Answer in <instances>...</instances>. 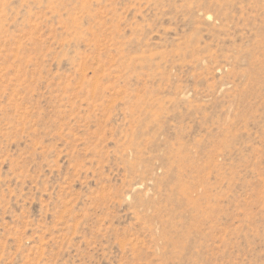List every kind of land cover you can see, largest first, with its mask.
Listing matches in <instances>:
<instances>
[{
    "label": "rangeland",
    "instance_id": "374dc122",
    "mask_svg": "<svg viewBox=\"0 0 264 264\" xmlns=\"http://www.w3.org/2000/svg\"><path fill=\"white\" fill-rule=\"evenodd\" d=\"M0 264H264V0H0Z\"/></svg>",
    "mask_w": 264,
    "mask_h": 264
}]
</instances>
